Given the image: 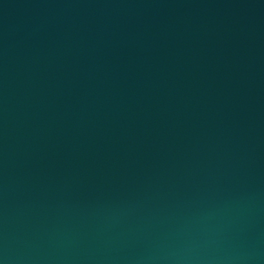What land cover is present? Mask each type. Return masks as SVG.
<instances>
[{
    "label": "water",
    "instance_id": "obj_1",
    "mask_svg": "<svg viewBox=\"0 0 264 264\" xmlns=\"http://www.w3.org/2000/svg\"><path fill=\"white\" fill-rule=\"evenodd\" d=\"M0 264H264V0H0Z\"/></svg>",
    "mask_w": 264,
    "mask_h": 264
}]
</instances>
